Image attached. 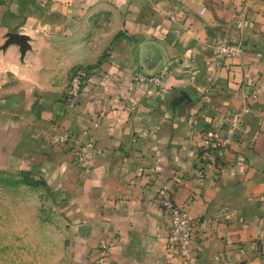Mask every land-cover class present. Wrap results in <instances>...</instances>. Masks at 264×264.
<instances>
[{
  "label": "crops",
  "instance_id": "1",
  "mask_svg": "<svg viewBox=\"0 0 264 264\" xmlns=\"http://www.w3.org/2000/svg\"><path fill=\"white\" fill-rule=\"evenodd\" d=\"M9 1L7 26L58 43L39 70L89 72L70 97L0 66V168L57 198L69 264H264V0H31L47 19ZM234 110L242 135L200 162L201 129ZM88 136L98 152L83 168L73 149ZM160 184L192 224L185 260L165 248Z\"/></svg>",
  "mask_w": 264,
  "mask_h": 264
},
{
  "label": "rangeland",
  "instance_id": "2",
  "mask_svg": "<svg viewBox=\"0 0 264 264\" xmlns=\"http://www.w3.org/2000/svg\"><path fill=\"white\" fill-rule=\"evenodd\" d=\"M17 1L20 3L18 9L21 15H38L43 19L48 18L46 12L29 5L31 0ZM10 6L12 5L9 0H0L2 71L18 77L32 76L33 71L41 72L43 76L48 74L45 77L54 79L55 84L51 85L60 95L72 97L73 94L69 93L72 78L76 77L79 80L78 91L88 76V70L79 64L53 71L51 75H49L52 71L50 69L39 70L35 62L41 60L42 65L50 63L53 55L50 52V45L55 46L58 43L49 42L48 37L39 40L32 36V33H20L24 36L23 42L7 41L8 32L18 33L15 25L7 26L1 19L7 13H12ZM30 46H36L39 49L41 47L43 51L37 54L26 52L27 49L32 50ZM27 60L31 66L26 64L24 67L21 63H26ZM33 63L37 70L32 68ZM71 247L73 251L62 214L57 208V198L53 196L44 181L28 170L0 168V264H69Z\"/></svg>",
  "mask_w": 264,
  "mask_h": 264
},
{
  "label": "built area",
  "instance_id": "3",
  "mask_svg": "<svg viewBox=\"0 0 264 264\" xmlns=\"http://www.w3.org/2000/svg\"><path fill=\"white\" fill-rule=\"evenodd\" d=\"M222 52H229L232 47L227 44L219 46ZM161 76V71L156 74H143L137 72L134 74V79L157 82ZM79 80L74 77L71 80L69 93L76 94ZM234 133L242 135V119L238 110L231 111L226 116V121L220 126H207L201 129V147H200V162H210L218 164L223 156V148L229 142ZM65 133L60 134L57 138L65 139ZM98 148L91 137H86L85 140L77 143L73 149V161L79 167H89L93 162L95 153ZM201 165L197 167V174L201 171ZM166 185L160 184L157 186L158 203L161 210L164 211L169 219L168 232L165 240V248L168 252L185 260L189 255V242L191 239L192 224L188 214L183 207L175 203L166 194ZM106 246H101V253H105Z\"/></svg>",
  "mask_w": 264,
  "mask_h": 264
},
{
  "label": "water",
  "instance_id": "4",
  "mask_svg": "<svg viewBox=\"0 0 264 264\" xmlns=\"http://www.w3.org/2000/svg\"><path fill=\"white\" fill-rule=\"evenodd\" d=\"M12 40H15V41L17 40V41L23 42L24 36L20 33H17V32H8L7 41H12Z\"/></svg>",
  "mask_w": 264,
  "mask_h": 264
}]
</instances>
